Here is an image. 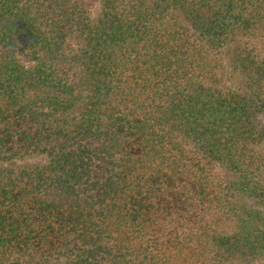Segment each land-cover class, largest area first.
<instances>
[{"label":"trees","instance_id":"obj_1","mask_svg":"<svg viewBox=\"0 0 264 264\" xmlns=\"http://www.w3.org/2000/svg\"><path fill=\"white\" fill-rule=\"evenodd\" d=\"M0 264H264V0H0Z\"/></svg>","mask_w":264,"mask_h":264}]
</instances>
